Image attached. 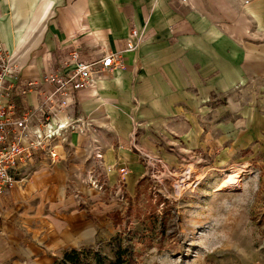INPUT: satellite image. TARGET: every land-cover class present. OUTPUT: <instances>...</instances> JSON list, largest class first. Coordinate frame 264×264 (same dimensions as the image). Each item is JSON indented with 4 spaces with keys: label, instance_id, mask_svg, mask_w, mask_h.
I'll use <instances>...</instances> for the list:
<instances>
[{
    "label": "crops",
    "instance_id": "0c3cea01",
    "mask_svg": "<svg viewBox=\"0 0 264 264\" xmlns=\"http://www.w3.org/2000/svg\"><path fill=\"white\" fill-rule=\"evenodd\" d=\"M133 28L144 40L123 54L124 66L78 93L75 112L94 129L59 146L63 162L36 173L27 192L55 213L20 217L19 189L0 197L6 264L48 260L54 248L87 240V212L64 192L69 178L96 163L97 148L103 165L121 166L134 133L141 148L165 154L157 142L175 132L188 149L217 153L218 164L264 154V0H0V42L37 84L29 107L51 90L44 77L61 58L76 48L93 58L120 53Z\"/></svg>",
    "mask_w": 264,
    "mask_h": 264
},
{
    "label": "rangeland",
    "instance_id": "374dc122",
    "mask_svg": "<svg viewBox=\"0 0 264 264\" xmlns=\"http://www.w3.org/2000/svg\"><path fill=\"white\" fill-rule=\"evenodd\" d=\"M171 135L157 142L167 146L162 154L160 146L152 152L141 148L134 133L128 146L130 160L121 165L129 171L124 178L118 172L108 174L104 167L110 166L95 167V163L77 171L76 180L69 178L66 200L75 195L91 228L87 240L75 250L98 252L108 264L118 241L128 245L136 233L138 264H264V154L218 164L214 151L190 150L175 132ZM61 162V156L55 165L44 159L23 172L28 180L13 190L25 195L19 194L20 217L39 211L55 213L49 203L27 192L36 173H52ZM132 162L141 167L140 172L132 173ZM227 175L237 177L223 188ZM79 183L84 186L82 193ZM65 248H54L48 260L32 258L19 264H59L64 253L71 251ZM83 259L93 261L92 255ZM0 264H6L2 255Z\"/></svg>",
    "mask_w": 264,
    "mask_h": 264
},
{
    "label": "built area",
    "instance_id": "2783aa9c",
    "mask_svg": "<svg viewBox=\"0 0 264 264\" xmlns=\"http://www.w3.org/2000/svg\"><path fill=\"white\" fill-rule=\"evenodd\" d=\"M237 1L248 4L252 0ZM143 40L133 28L120 53L93 58L77 48L72 50L60 59L57 69L45 75L44 84L51 90L41 91L40 103L35 108L29 107L26 99L36 82L23 77L22 68L0 42V197L28 180L23 172L36 163L44 159L51 165L58 163L57 149L71 135H84L93 129L88 119L75 112L78 93L92 87L95 79L105 73L122 68L123 54L137 50ZM94 155V166L103 167L100 149ZM104 168L108 174L118 172L121 178L129 173L125 166ZM97 182L92 181L95 188L99 186Z\"/></svg>",
    "mask_w": 264,
    "mask_h": 264
},
{
    "label": "trees",
    "instance_id": "16d2710c",
    "mask_svg": "<svg viewBox=\"0 0 264 264\" xmlns=\"http://www.w3.org/2000/svg\"><path fill=\"white\" fill-rule=\"evenodd\" d=\"M129 235H132L131 233ZM136 233L132 235L133 239L128 240V245H123L122 241H118L119 245L114 251V258L108 264H138L137 257L139 255L136 251ZM121 237V236H119ZM140 242L142 241L139 240ZM92 255L93 261L85 263L84 257ZM106 258H103L98 252H81L78 250H71L64 253L59 264H106Z\"/></svg>",
    "mask_w": 264,
    "mask_h": 264
},
{
    "label": "bare ground",
    "instance_id": "6f19581e",
    "mask_svg": "<svg viewBox=\"0 0 264 264\" xmlns=\"http://www.w3.org/2000/svg\"><path fill=\"white\" fill-rule=\"evenodd\" d=\"M191 176V175H190ZM233 177V179H235L237 176H228L225 178V180L222 181L221 187H228V185L230 186L232 184V181L230 180ZM234 182V181H233ZM234 184V183H233ZM232 187V186H231ZM222 189V188H221Z\"/></svg>",
    "mask_w": 264,
    "mask_h": 264
}]
</instances>
